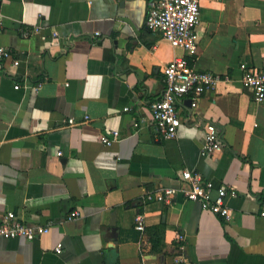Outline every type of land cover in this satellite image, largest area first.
Wrapping results in <instances>:
<instances>
[{
    "label": "crops",
    "instance_id": "obj_1",
    "mask_svg": "<svg viewBox=\"0 0 264 264\" xmlns=\"http://www.w3.org/2000/svg\"><path fill=\"white\" fill-rule=\"evenodd\" d=\"M148 1L0 0V47L13 56L0 59V218L50 224L34 241L0 239V264H264V102L240 71L264 67V0H204L194 57L146 28ZM177 57L231 80L195 108L186 98L176 138L160 140L151 103ZM208 123L222 147L202 156ZM186 170L214 194L237 192L229 221L181 192L146 200L187 188ZM158 226L165 247L152 252Z\"/></svg>",
    "mask_w": 264,
    "mask_h": 264
},
{
    "label": "built area",
    "instance_id": "obj_2",
    "mask_svg": "<svg viewBox=\"0 0 264 264\" xmlns=\"http://www.w3.org/2000/svg\"><path fill=\"white\" fill-rule=\"evenodd\" d=\"M204 0H149L146 28L158 34L167 41L173 48H181L187 52L189 57L197 55L199 47V35L197 29L201 23V6ZM1 25V24H0ZM29 33H26L28 35ZM12 52L0 47V59L12 60ZM14 66H19L20 61L14 60ZM242 73V85L252 93V99L256 103L264 102V67L255 69L246 63L240 65ZM165 89L161 97L151 103L152 122L155 126L157 138L172 140L176 138L179 128L183 123V112L185 109L184 100L191 98V109L195 108L197 101L205 93L216 91L219 84L229 82V76L220 75L197 70L190 67L184 57H177L169 62L163 70ZM128 111V109H126ZM69 126H75L76 121H68ZM112 136V138H111ZM109 135H103L102 143L111 146L118 141L120 133L114 131ZM222 147L220 132L211 123L205 125L204 143L201 148V155L208 156ZM60 155V154H59ZM181 178L187 188L183 190L165 189L154 194H147L149 202H161L171 204L178 192H181L187 201L199 203L203 211L229 221L232 210L228 207L226 199L237 197V192L231 188H220L216 190L211 181H204L202 176L191 171H183ZM264 218V210L260 214ZM79 217V213H71L67 221ZM136 230L143 232L145 229L143 216H138ZM50 231L48 225H29L19 221L13 212H9L0 218V239L14 240L25 239L34 241ZM182 240L183 237L179 236ZM55 252L62 253V244H58ZM180 263V259H176Z\"/></svg>",
    "mask_w": 264,
    "mask_h": 264
},
{
    "label": "trees",
    "instance_id": "obj_3",
    "mask_svg": "<svg viewBox=\"0 0 264 264\" xmlns=\"http://www.w3.org/2000/svg\"><path fill=\"white\" fill-rule=\"evenodd\" d=\"M164 226L154 228V234L151 236L152 252L162 251L165 247L164 243ZM118 264V263H117Z\"/></svg>",
    "mask_w": 264,
    "mask_h": 264
},
{
    "label": "water",
    "instance_id": "obj_4",
    "mask_svg": "<svg viewBox=\"0 0 264 264\" xmlns=\"http://www.w3.org/2000/svg\"><path fill=\"white\" fill-rule=\"evenodd\" d=\"M189 105H190V108H191V105H192V101H188ZM114 227V226H113ZM156 260V258H154Z\"/></svg>",
    "mask_w": 264,
    "mask_h": 264
}]
</instances>
